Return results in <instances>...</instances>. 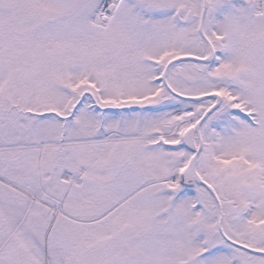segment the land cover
Masks as SVG:
<instances>
[{
  "label": "snow or ice",
  "instance_id": "obj_1",
  "mask_svg": "<svg viewBox=\"0 0 264 264\" xmlns=\"http://www.w3.org/2000/svg\"><path fill=\"white\" fill-rule=\"evenodd\" d=\"M0 264H264V0H0Z\"/></svg>",
  "mask_w": 264,
  "mask_h": 264
}]
</instances>
